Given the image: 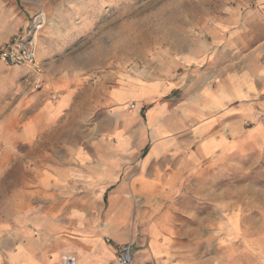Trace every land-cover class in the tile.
<instances>
[{
    "label": "crops",
    "instance_id": "crops-1",
    "mask_svg": "<svg viewBox=\"0 0 264 264\" xmlns=\"http://www.w3.org/2000/svg\"><path fill=\"white\" fill-rule=\"evenodd\" d=\"M256 1L264 22V0ZM218 25L209 44L164 57L155 78L131 71L109 92L107 100L118 105L108 114L114 133L97 136L103 150L93 157L74 152L82 166L43 169L52 196L44 207L0 222V264H65L64 254L77 264H119L116 248L128 243L132 264H264V236L242 231L240 211L219 215L215 226L205 216L204 232L222 233L219 253L202 258L193 247L175 245L183 235L180 217L196 221L194 202L179 193L171 203L188 209L165 210L168 202L158 196L165 185L151 183L147 172L160 156L186 175L203 160L235 158L244 165L246 149L264 150V23L238 17L236 28ZM183 189L179 182L171 186ZM198 233L194 227L188 236L196 242Z\"/></svg>",
    "mask_w": 264,
    "mask_h": 264
},
{
    "label": "rangeland",
    "instance_id": "rangeland-1",
    "mask_svg": "<svg viewBox=\"0 0 264 264\" xmlns=\"http://www.w3.org/2000/svg\"><path fill=\"white\" fill-rule=\"evenodd\" d=\"M256 2L0 0V44L26 36L34 25L36 51L34 66L0 61V222L27 214L35 204L46 205L52 193L46 190L44 168L82 166V159L73 158L77 149L85 158L103 150L97 136L117 128L108 114L118 105L107 100L108 94L122 86L125 76L140 70L155 78L164 57L209 44L214 25L236 28L239 17L264 27ZM245 154L244 165L235 158L207 159L195 174L186 175L175 173L171 158L147 164L150 182L165 185L158 194L168 202L165 210L188 209L171 203L179 193L194 202L196 221L181 216L183 235L173 239L182 250L193 247L202 258L219 253L222 233L204 232V218L212 215L215 226L227 211H240L246 235L264 236V150L248 148ZM131 165L138 164L133 160ZM178 182L185 191L171 190ZM194 227L201 231L196 242L188 236ZM226 242L224 249H231Z\"/></svg>",
    "mask_w": 264,
    "mask_h": 264
},
{
    "label": "built area",
    "instance_id": "built-area-1",
    "mask_svg": "<svg viewBox=\"0 0 264 264\" xmlns=\"http://www.w3.org/2000/svg\"><path fill=\"white\" fill-rule=\"evenodd\" d=\"M34 25L26 36H17L7 44L0 46V61L12 65L36 64V51L34 41L31 36ZM116 260L119 264H132L133 254L131 244L118 245L116 248ZM65 264H77L73 256L63 258Z\"/></svg>",
    "mask_w": 264,
    "mask_h": 264
},
{
    "label": "bare ground",
    "instance_id": "bare-ground-1",
    "mask_svg": "<svg viewBox=\"0 0 264 264\" xmlns=\"http://www.w3.org/2000/svg\"><path fill=\"white\" fill-rule=\"evenodd\" d=\"M42 20V19H41ZM33 41H35V39L33 38ZM65 256H68V255H64L63 257H62V259L65 257Z\"/></svg>",
    "mask_w": 264,
    "mask_h": 264
}]
</instances>
